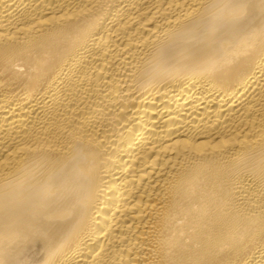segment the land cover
<instances>
[{
    "label": "bare ground",
    "instance_id": "6f19581e",
    "mask_svg": "<svg viewBox=\"0 0 264 264\" xmlns=\"http://www.w3.org/2000/svg\"><path fill=\"white\" fill-rule=\"evenodd\" d=\"M0 264H264V0H0Z\"/></svg>",
    "mask_w": 264,
    "mask_h": 264
}]
</instances>
